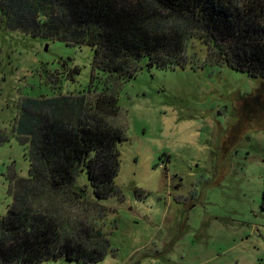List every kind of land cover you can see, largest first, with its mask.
I'll return each mask as SVG.
<instances>
[{
    "label": "rangeland",
    "instance_id": "rangeland-1",
    "mask_svg": "<svg viewBox=\"0 0 264 264\" xmlns=\"http://www.w3.org/2000/svg\"><path fill=\"white\" fill-rule=\"evenodd\" d=\"M183 58V67L122 81L96 71L86 46L1 29L0 217L29 175V148L15 130L21 103L70 96L91 107L104 91L119 108L105 120L126 138L117 194L60 214L108 240L94 264H264V79L209 61L198 40Z\"/></svg>",
    "mask_w": 264,
    "mask_h": 264
},
{
    "label": "trees",
    "instance_id": "trees-1",
    "mask_svg": "<svg viewBox=\"0 0 264 264\" xmlns=\"http://www.w3.org/2000/svg\"><path fill=\"white\" fill-rule=\"evenodd\" d=\"M1 29L86 46L96 71L122 81L144 68L183 67L191 40L207 47L209 61L264 79V0H0ZM61 79L50 81L59 87ZM118 113L116 96L104 91L91 107L70 96L21 103L15 130L30 168L0 217V264L104 259L102 232L60 214L75 206L85 213L117 194L126 138L105 118Z\"/></svg>",
    "mask_w": 264,
    "mask_h": 264
}]
</instances>
